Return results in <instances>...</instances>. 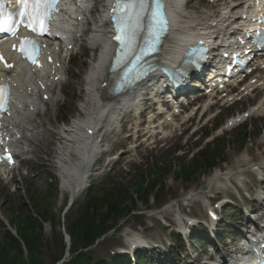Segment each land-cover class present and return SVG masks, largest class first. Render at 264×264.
I'll list each match as a JSON object with an SVG mask.
<instances>
[{
    "label": "rangeland",
    "instance_id": "obj_1",
    "mask_svg": "<svg viewBox=\"0 0 264 264\" xmlns=\"http://www.w3.org/2000/svg\"><path fill=\"white\" fill-rule=\"evenodd\" d=\"M101 4L102 3L99 2L95 10L100 9ZM189 4L192 5L193 8L185 9V13L191 17L196 16L198 18H203L207 14H209V16L216 15L217 12L223 8L222 0H219L213 6H211L210 1L208 3L207 0H189ZM206 7H209L207 13L205 10ZM75 56L76 57H74L70 64L63 61L65 62L64 69L67 70V80L65 82L63 95L57 94L56 101L54 104L50 105L49 110L45 109V111H42V114L48 113V118L44 119V127L34 126L32 129L33 133L30 135V153L24 156L27 163L23 168L14 170L13 173L4 176L0 180V215L6 221H12V228L16 229V226H18L19 217L21 219L25 213L32 214L34 212H32V208L28 204L27 193L32 196L35 191L36 194L33 200H36L35 202L40 210L46 209V216L52 221V225H44L40 235L41 245H38L34 254L42 264H53V259L61 255L64 258L63 264H69L67 262L70 256L66 251L63 252L67 240L59 224L63 222V226H65L64 218L66 219L68 215V219L71 221V216H75L77 213V205L85 200L88 190H82L77 195L72 203L70 211L63 217V220L59 222V213L67 206L68 195L60 194L58 190L59 170L56 166L58 137L56 133L63 127L62 122H65V127L67 124L71 123L72 120H77L82 116V105L86 95L85 77L92 66L95 53L92 51L86 52L82 49L77 52ZM251 97L253 98V94H251ZM256 100L257 99L251 101L245 98L239 104L228 109L229 111L216 109L210 112L205 120L192 125V127H189L190 123H186L182 127H187V131L181 138L179 137L181 132L179 128H176L175 131L174 128L172 130L169 129L165 134H167L169 138L171 136H175V138L159 142L155 147H153L154 145H148L147 148L142 146L140 148H134L133 146H136V143H132L133 141H131V155H119L120 165L119 163H114L112 158L105 159V161H102L103 158H101L97 165H94L95 168L97 167V170L91 173V177L87 180L86 184L90 186V189L92 185L94 189L98 185H105L113 181L121 183L128 189L129 193H132L142 179H145L146 183H151L155 181L154 178L157 177L158 180L156 181L159 183L157 188L144 200L145 204L138 202L134 208L135 211L129 215H127V210L131 208L133 204L126 200L123 204L125 208L124 211L114 222L117 223L120 220L116 227L117 234L111 233L112 231H110L104 239L91 248L94 260L102 259L106 255H109L110 252L120 248L123 245L124 237H129L133 232L139 234L149 245L151 241H153L159 242L158 244L165 248L169 247L171 249L172 258L175 260L176 264H183L186 262L194 264L195 262L190 260L187 254L191 252L189 253L191 256L197 255L201 250L199 247L204 246L203 242H205V239H202L200 242H198V239H195V242L193 241V246H191L192 240H189L187 242V247L183 248L177 244H172L170 242V237L173 236L174 229H176L173 216L195 218L197 221L205 219L201 202L195 201V196L201 194L204 196H215L214 187L210 184L208 186L207 179L214 171L221 170L223 172L225 170H231L237 173L239 170L247 171L250 166L260 163H263L261 167H264V116L251 117L246 123L244 122L231 131H224L226 127L223 126L226 121L225 117H228L235 111L239 113L245 111ZM219 110L220 113L217 118L211 121ZM63 115L65 117H62ZM223 119H225L223 124L218 129H213L220 124ZM208 120L209 122H207ZM35 121L38 122L39 119ZM206 122L207 124L205 125ZM201 126L205 128L199 130ZM124 127L125 125L120 128L123 133L119 136H115L114 141H110V139L104 140V128L101 130L99 138L103 135L102 138L104 142L101 144H103L102 151L107 152L105 157H108L109 154H113L118 146L125 151L127 149L129 150V142H121L124 133L127 132V129ZM195 130H198V132L191 135ZM207 133L209 134L208 137L201 141ZM244 133L247 135L245 142L243 141V139L246 138L243 136ZM48 134H53L54 136L51 138ZM216 137L219 138L217 139L219 140L217 145L218 143L219 145L221 144V162L218 163L213 170L206 169L198 171L195 176L185 179L180 174L179 169L188 167L191 164L190 159L192 154L200 150L201 147H205L206 144ZM105 138H107V136ZM198 142H201V145L196 148ZM212 146L213 145H210L208 149ZM48 150L51 151L49 156ZM113 155L115 158L118 157L117 154ZM198 158L199 157H195V159ZM107 161L109 163L104 166ZM240 177L242 179L241 184H243L245 188H249L250 186L254 187L252 176H249L246 172H242ZM261 177L264 178V168L261 170ZM160 187H162V189H160ZM224 188L228 189L229 194L231 192V195H228V197L232 199L235 208H226V206H224L221 209V214L227 215V218L225 217L224 223L222 222L220 224L218 228L219 234H213L215 243L212 246L211 243H209V246H206L209 251H213V249L216 250V248L222 250L225 243L228 242L227 239L233 238L237 241L241 236V234H238L239 232L237 230L238 222L236 223V218H232L240 216L239 210L245 202L244 198L240 194L236 196L234 186L227 187V185H225ZM189 194H195L190 201L184 203L190 206H182L181 200ZM20 204L24 205L20 207ZM250 205L253 209L258 206L252 203ZM20 208H23L25 211H22L23 209L19 211ZM164 212L167 213L166 216H164ZM112 223L113 222H111V226L113 225ZM227 223H229V225ZM222 229L224 231L223 233L220 232ZM1 233L2 230L0 229V235ZM227 235H230V238H227ZM178 252H182V255H178ZM146 256V263L148 264H165V261L157 259V257L161 258L162 256L156 255L154 252L146 253Z\"/></svg>",
    "mask_w": 264,
    "mask_h": 264
},
{
    "label": "bare ground",
    "instance_id": "obj_2",
    "mask_svg": "<svg viewBox=\"0 0 264 264\" xmlns=\"http://www.w3.org/2000/svg\"><path fill=\"white\" fill-rule=\"evenodd\" d=\"M172 1H174L176 7H180L181 1L183 0ZM186 3V9L193 8L192 5L189 4V1H187ZM241 8V2H234L232 5L226 6L222 11L219 12V19H214L210 23L209 16L198 19L188 15L184 16L183 14L176 13L174 19H181V22L179 26L176 22L173 23L172 34L168 42H166L162 53L160 54L162 62H175L176 58L179 57L181 45H184L183 38L186 39L188 38V36H191L194 33V30H197V26L200 25L199 23H201L202 26H209L210 24H215L219 28V31H222L224 29V24L229 19L228 15L232 11H237ZM65 18L67 19L65 23H69V18ZM234 21L240 22L241 18L238 16ZM95 28L96 30L91 32L89 37L90 42L92 44L91 47L95 46L94 50L96 54L92 66L88 70V73L86 75V95L82 105L84 112L82 114V117L77 120H73L65 128H61L59 133L56 134V136L58 137V147L56 149V166L59 170V191L62 194H67L69 198L73 200L79 194L82 187L85 185L87 172L90 168L92 161L91 157L97 151V147L94 143V140L97 138V135L101 130V125L106 122L110 115L124 109V107L130 103L129 101L131 97L130 95L121 96L118 98L105 97L104 84L106 70L104 69L103 64L104 59L107 55L108 38L107 35H105L106 31L103 23H100V25L95 26ZM55 61L58 62L57 60ZM162 62L160 63L162 64ZM257 66L263 70L262 79L260 80L264 81V58L260 59V61L257 62ZM36 78L37 74H34L31 78H29L27 74L22 73L20 75V78L15 77L11 82L12 85H16L18 87L17 92L19 94H23L18 97V100H16L15 107H13L14 114L9 115L8 120L6 121V124H10V127L12 129L11 137H15L17 134H19L21 140H23L25 132L29 131L28 126L32 125L31 115H29L30 112L28 111L30 110V108H32V110L34 111L36 106H40L35 104L34 98L36 88L32 84L35 82V80H39L41 82L43 81V79ZM43 82H46L45 84L46 86H48L47 80H44ZM255 84H247L244 87V91L248 92L250 88L255 87ZM257 91L258 92L256 93V96L264 93V82L261 83V87H258ZM145 104H149V106L144 111H142L139 117L137 118H134L133 115L130 113H125L123 115L124 124H130V128H136L137 126H141V121H135L140 119L141 117V119H143L145 116L144 113L146 111L148 112V110H150V113L154 111L153 104L146 103V101ZM42 105L46 106L47 108L49 107V103H42ZM159 106L162 107V103H159ZM263 110L264 95H262L260 99H258L257 103L252 105V108L249 110V112L253 114H258L263 112ZM43 118L47 119L48 114H45ZM238 119H240V116H238L237 118H232L227 124L231 126L232 124H235ZM43 125V120L40 119V123L38 124V126ZM48 135L51 138L54 136L53 134ZM132 135L133 136L131 137L123 139L121 142H126L130 138H132V141L138 140L137 136L139 135V131H136V133L134 131ZM167 139L169 138H166L164 140ZM47 152L49 156L51 151L48 150ZM124 153H128V151H125ZM232 174L235 173L231 170H225L223 172L221 170H216L208 176V183L210 185H213L214 189L224 190L223 183H227V180H232L234 178ZM166 215L167 213L164 212V216ZM175 221L179 223L177 218H175ZM139 239H141L139 234L132 233V237L129 238L126 243L132 245L140 242Z\"/></svg>",
    "mask_w": 264,
    "mask_h": 264
},
{
    "label": "trees",
    "instance_id": "obj_3",
    "mask_svg": "<svg viewBox=\"0 0 264 264\" xmlns=\"http://www.w3.org/2000/svg\"><path fill=\"white\" fill-rule=\"evenodd\" d=\"M220 150L210 151L209 154L202 155L200 161L195 160L191 168L183 170V175H193L201 167L213 166L218 158ZM155 185L145 184L142 181L138 184L134 192L128 193L124 188H111L95 191L90 194L86 201L77 209L75 216L66 220V232L70 238V254L71 260L69 264H89L90 253L88 251L81 252L83 249L90 247L97 238L101 237L110 227L111 222L121 215L124 211L123 204L126 200L130 201L134 206L133 196L137 199L141 195H147L152 192ZM35 202V201H34ZM37 217L46 222V209L40 210L37 203L32 204ZM128 211V210H127ZM110 223V224H109ZM114 225V223H112ZM18 237L23 243L26 250V258L23 260V249L19 241L5 232L0 244V264H42L34 254L40 244V235L42 225L36 218L25 213L23 218L18 222L16 228ZM60 256L53 259L58 261ZM121 258L117 257L116 262Z\"/></svg>",
    "mask_w": 264,
    "mask_h": 264
},
{
    "label": "snow or ice",
    "instance_id": "obj_4",
    "mask_svg": "<svg viewBox=\"0 0 264 264\" xmlns=\"http://www.w3.org/2000/svg\"><path fill=\"white\" fill-rule=\"evenodd\" d=\"M60 0H16L17 11L7 14L0 6V33L14 34L19 27H26L37 35H43L48 31V23L51 13L59 4ZM154 8L149 7V0H115L114 10L118 17L114 18L116 35L113 39L117 42L118 48L125 53L131 61L139 63L143 55L147 54L152 43L159 39L160 32H167V22L163 19L162 0H154ZM148 13V27L146 31L151 39H146L143 43L146 47L141 48L138 44L140 33L143 29L141 21ZM122 13V14H120ZM20 51L27 56L26 47L33 51L36 49L37 42L31 40H21ZM15 49V46H13ZM126 59L124 62H129ZM3 57L0 56V61ZM5 67L11 65L5 63ZM6 99V89L0 86V111H4Z\"/></svg>",
    "mask_w": 264,
    "mask_h": 264
}]
</instances>
